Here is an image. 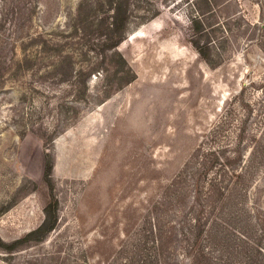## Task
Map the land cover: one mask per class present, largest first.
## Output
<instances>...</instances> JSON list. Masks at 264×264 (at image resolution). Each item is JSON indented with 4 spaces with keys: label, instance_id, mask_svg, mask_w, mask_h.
<instances>
[{
    "label": "rangeland",
    "instance_id": "1",
    "mask_svg": "<svg viewBox=\"0 0 264 264\" xmlns=\"http://www.w3.org/2000/svg\"><path fill=\"white\" fill-rule=\"evenodd\" d=\"M111 13L107 0H0V237L43 220L46 151L60 201L55 230L0 248V264H264L260 0H130L125 37L107 49L98 26ZM128 65L135 77L116 89ZM91 67L82 100L85 76L70 72ZM215 150L236 166L204 176L197 200V167ZM200 207L208 262L188 254Z\"/></svg>",
    "mask_w": 264,
    "mask_h": 264
},
{
    "label": "trees",
    "instance_id": "2",
    "mask_svg": "<svg viewBox=\"0 0 264 264\" xmlns=\"http://www.w3.org/2000/svg\"><path fill=\"white\" fill-rule=\"evenodd\" d=\"M109 3V7L112 10L111 15H107L101 18L100 24L98 26L99 28V33L103 35V39L100 42V46L103 48L107 49H112L115 48L119 45V43L124 39V34L127 29V24L129 22V2L130 0H107ZM261 8L264 11V0H260ZM104 5V4H103ZM83 6V5H82ZM82 6L80 5L79 11H81ZM102 6V3H101ZM111 17V19H110ZM194 21V27L196 31L199 34H203L205 31V28L203 27L202 20H200L198 17L193 18ZM192 42V45L195 47V49L198 51V53L210 64H215L213 59H211L209 51L211 47L209 46V43H202V40L198 37H192L190 39ZM121 59L123 63H127L126 60L121 56ZM61 61V60H60ZM64 60H62L63 62ZM124 65V64H123ZM21 65H19L20 68ZM70 66V64H69ZM96 70L94 67H91L89 71L85 72L83 69L79 70L76 72V74H73V71L70 72L72 73L73 76H85L83 77L82 81H80L78 84H75V86L78 88V93L80 94L78 97H80L82 100H86V91H87V80L85 79L86 76L90 75L91 72ZM122 73L118 77V81L116 84V89H119L123 87L124 85L128 84L134 77L135 75L132 74L131 68L128 65L126 69H122ZM43 138V137H42ZM222 151V150H221ZM218 150V152L212 151L210 154L212 155L211 158L207 160H203L202 162H199V166L197 167L199 177L196 180V187L198 189V192L196 193V198L197 200H201V191L202 188L201 186V181L204 176H207L210 172L215 171V169H218L219 167H235L236 163H238V158L241 156V150L238 149L237 151V161H233L234 159L231 156L225 157V159L221 160L220 156L221 154H224L225 151L221 152ZM53 160L51 158V154L46 151L45 152V166H44V173H43V178L42 182L43 184L47 187V198L46 202L43 208L44 211V217L41 223L25 233L23 236L17 237L11 241H6L0 237V248L4 252H8L10 255L19 250L23 246H27L32 242H40L44 241L50 233L55 230V228L58 225L59 222V206H60V201L59 198L55 192V186L52 178V173H53ZM237 177L241 176V173H236ZM212 185L210 186V189L212 192L220 193L222 186L219 184V182L212 181ZM35 185L37 186L38 184L35 182ZM199 202V201H198ZM4 209V208H3ZM2 209V210H3ZM194 218V223H191V234H192V243L190 245V249L188 251V254L192 255L194 259L200 258L205 260L206 262L210 261V256H208V252L206 249L203 247V240L206 236L207 233V228H206V219L204 218V209L203 207H200V209L197 211V213L193 216ZM147 231H151V233L148 232V234L154 236L153 240V247H155V251L157 253H161L164 250L165 251H170V246L172 244L171 241L167 240L163 234H154L153 228H149L145 230V233ZM170 231L168 230L167 233ZM145 250L143 248L140 249V254L141 252H144ZM168 251V252H169ZM121 253L125 252V248H123ZM135 263V261H134ZM139 264H155V263H150L142 258L138 262ZM158 264V262L156 263ZM246 264H256L255 262L253 263H246Z\"/></svg>",
    "mask_w": 264,
    "mask_h": 264
}]
</instances>
